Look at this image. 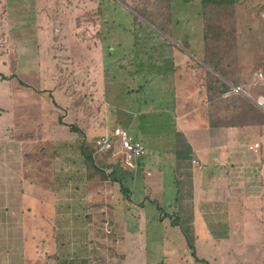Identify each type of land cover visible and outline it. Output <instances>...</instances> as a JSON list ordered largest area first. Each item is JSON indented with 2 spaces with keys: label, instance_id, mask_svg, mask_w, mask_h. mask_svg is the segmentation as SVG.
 Here are the masks:
<instances>
[{
  "label": "crops",
  "instance_id": "0c3cea01",
  "mask_svg": "<svg viewBox=\"0 0 264 264\" xmlns=\"http://www.w3.org/2000/svg\"><path fill=\"white\" fill-rule=\"evenodd\" d=\"M56 1L62 6L65 2V0ZM234 2L236 6H241L239 10L241 14L243 2L241 0ZM257 3L264 4V0H259ZM54 5L55 2L52 0H0V38L6 43L3 45L0 42V50L3 51L4 47L10 46V37H16L11 46V51L14 53L27 52L24 51L27 46L25 40L30 37L35 38L32 40L33 51L38 54L43 34L46 32L47 37H52L53 31L55 33L53 35L56 36L58 34H64L69 38L75 36L76 29L53 28L54 18L64 21L67 16L66 14L61 18L54 16L51 13ZM18 7L22 10L17 11ZM236 10L238 11V7ZM51 17L53 23L43 30L41 27L43 20H51ZM241 19L237 17L239 23L243 22ZM29 21L33 22L34 27L37 24V28L26 29V22ZM262 29L264 38V25ZM236 33L238 36L244 34L241 29H236ZM240 42L239 40L238 46L233 48L224 47L227 48V53L225 52L226 54L220 59V69L225 70L230 80L221 76V81L218 83L221 82L228 88L219 97L212 95L215 88L208 92L202 68L197 67L202 64L200 59L205 56L207 45L202 49L199 46L189 47L197 52L201 64L196 61L190 66L191 62L185 60L183 67L187 74L178 80L179 84H176L179 97L185 95L177 119L187 121L189 118L197 117V126L202 131H207L208 135L193 138L192 141L186 138L183 144L173 145L174 154L170 157L169 163H165L160 153H152L148 158L150 153L147 151L145 157L136 161L135 169L129 170L110 156L111 164H108L107 168L114 171L113 177L116 181L89 178V168L85 164L81 146H84V138H88L90 132L94 133L97 127H99L97 136L110 133L117 125L130 132L131 118H125L130 120L128 122L115 117L114 122L110 120V125L112 122L114 124L109 126L106 124L105 112L101 114L104 119L101 123L96 119L90 120L86 111L76 107L69 110L66 108L69 104L62 106L63 100L57 97L60 103L52 102L51 106L49 104L50 109L44 111L41 94L31 91L28 83L25 85L18 82V86L14 87L15 84L10 82L12 93L7 87L6 98L0 103V106H5L2 110L9 117L7 124L0 126V132L4 133L0 136V264H59L60 262L73 264L75 261L84 264V259H86L85 264H125L124 240L122 235L114 233L116 208L119 210L122 207L131 211L143 209L149 204L155 207L156 201L164 196L165 186L162 185V180L165 177L166 167L173 170L174 182H176V185L172 182L169 184L173 188L175 202L168 206L176 207L174 214L185 213V204H189L194 212L211 201L217 204V200L214 201L208 196L213 194L216 199L215 192L221 189L225 198L232 196L233 192L230 190L238 180L241 187L248 188L250 198H261L263 202V206L257 207L250 200L246 204V212L249 215L245 219L249 218L251 224L247 233L249 234L248 231L251 229H260L259 235L264 237V191L255 189L253 185L260 183L264 188V45L260 48L255 41L247 39L242 40L243 43ZM31 58L24 57L23 68L30 66L34 69L35 65L33 78H37L39 72L36 70L40 69V60L34 61ZM248 61L254 63L250 68L255 70L243 74L241 68ZM0 63V69L11 70L16 62L13 60L8 63L6 58H2ZM234 69L240 71L233 75ZM257 72L262 74V82L251 84L250 81ZM13 74L12 71L0 73V83L8 82ZM188 81L194 82L195 85L186 86ZM233 87H241L240 93L234 92ZM235 93L246 97L254 104L256 110L257 117H253L250 123L242 126H234L228 123L227 119L218 121L223 116H231L235 105L222 100ZM209 94L212 96L210 97ZM192 98L194 102L187 103ZM174 104L176 107V101ZM57 109H60V112L65 110V114L70 113L72 121L69 124L65 123L63 121L65 115L58 114ZM79 120L82 123L80 128ZM70 126L76 129H70ZM188 127L193 131L196 129L193 124H188ZM185 128L182 127L184 133ZM74 132L76 136H73ZM80 132L83 136H79ZM134 134H139V131ZM130 136L141 141L136 135V138L133 134ZM247 138L250 139L247 141ZM73 143L76 145L74 144L75 147L72 148ZM244 145L246 153L252 154L244 155V150L242 151ZM49 148H52L51 152H47ZM153 148L157 149V146ZM254 156L255 166L258 168L250 169L252 174L246 177L248 171L246 172L245 169L250 163L254 164ZM93 158L95 160L94 154ZM192 160H196L200 167L192 164ZM234 166H239L238 168L241 169L234 170ZM252 175H254L253 181H251ZM218 180L225 182V185L218 186ZM123 184L126 186L123 187ZM155 195L158 197L150 199ZM185 196L189 199L183 200ZM171 200L173 202L172 198ZM114 206L115 210L114 208L112 210ZM208 207L206 213L209 212ZM256 209L259 216L254 215ZM76 211L78 217L74 219ZM147 212L150 211L147 209ZM201 213L202 211L199 214ZM82 214L85 216L86 224L75 225L74 220L78 223L83 222L80 217ZM152 214L151 212L149 215H144L145 222ZM160 216V214L157 216L156 212V223L161 224L164 221ZM106 224H111L113 231L106 233ZM190 224L191 227L195 225L193 218L190 219ZM252 241L254 245L262 242L259 241V237ZM79 247H83V250L80 251Z\"/></svg>",
  "mask_w": 264,
  "mask_h": 264
},
{
  "label": "rangeland",
  "instance_id": "374dc122",
  "mask_svg": "<svg viewBox=\"0 0 264 264\" xmlns=\"http://www.w3.org/2000/svg\"><path fill=\"white\" fill-rule=\"evenodd\" d=\"M52 1L55 2L51 10L54 16L61 18L67 15L64 21L54 18L53 28L76 29L79 34L76 32V37L73 35L69 38L64 34L53 35L55 34L53 31L52 37H47L46 32L43 34L38 54L33 51L32 40L35 38L30 37L25 40L27 46L24 51L27 52L14 53L11 51V46L16 37H10V46L4 47L3 51L0 50V60L6 58L8 63L15 60V67L11 70L1 68L0 73L12 71L14 78L8 79V82L4 84L0 83V103L6 98L7 87L11 92V83L17 87V83L22 82L28 83L31 91L42 95L44 111L50 109L49 104L51 106L52 102L60 103L57 97L63 100L62 106L69 104L67 109L76 107L86 111L90 120L96 119L101 123L104 120L101 114L105 112L106 124L109 126L114 124L115 117L128 122L130 120L125 118H131L129 135L133 134L134 138L138 136L144 143L150 153L148 158L152 153H160L165 163H169L170 157L174 154L173 145L183 144L186 138L192 141L193 138L208 135L207 131H202L197 126V117L189 118L187 121L177 119L179 109L183 107L185 95L182 94L179 97L176 84H179L178 80L187 74L183 67L185 60L191 62L190 66H193L196 61L200 63L197 52L189 47L199 46L202 49L211 41H215L219 35H222V38L217 39L219 43L226 44V40L229 43L233 41L235 44L231 46L232 48L238 46L239 40L243 43L242 40L245 39L255 41L260 48L264 45L262 35L264 4H258L259 0H241L242 15L239 14L241 6H236L234 3L232 17L219 29H212L208 40L203 32L200 0H169L170 7L166 9V13L170 16V22L167 24L169 34H163L133 10V7L141 11L147 10L152 13L155 20H161L165 15L166 0H65L62 3L63 6L56 0ZM16 10L21 11L22 8L18 7ZM25 10L28 14V9ZM237 17H241L243 22L239 23ZM52 23L51 17V20H43L41 27L46 30ZM33 27L32 21L26 22V29ZM36 28L37 24L34 29ZM236 29L243 30V36H238ZM0 39V42L6 45L3 38ZM24 57L26 59L32 57L34 61L40 60V69L36 70L39 72L36 75L37 78H33L35 65L34 69L30 66L23 68ZM200 60L201 66H196L202 68L206 78L205 83H208L207 80L221 81V75L203 63V59ZM253 64L250 61L246 62L241 68L242 73L249 74L255 70L250 68ZM239 71L234 69L232 73L235 75ZM186 84L188 87L195 85L194 82L189 81ZM239 93L222 101L236 106L235 99L242 95ZM174 101L177 103L176 107ZM193 102L194 98L187 103ZM2 109H5V106H0L2 115L0 126L3 127L7 124L9 117ZM59 110L56 111L58 114L65 115L63 121L69 124L72 121L71 114H65V110L61 112ZM223 114H225L224 110ZM110 120L113 121L111 125ZM188 124H193L196 129L190 130L191 127H188ZM78 126L82 127L80 120ZM183 126L186 127V134L182 129ZM98 129L99 127L94 133L90 132L88 138H84V145L91 150L96 148ZM137 130L139 134H134ZM3 134L0 132V136ZM76 135L74 132L73 136ZM74 144L76 145L73 143L72 148L75 147ZM155 145L157 149L153 148ZM245 149L244 145L242 149L244 155L252 154L246 153ZM51 151L52 148L47 150V152ZM94 153L95 162L99 166L111 164L110 154H103L98 150ZM254 158L255 156L254 164L250 163L245 169L246 172L248 171L246 177L252 174L250 169L258 168L255 166ZM115 160L119 161L116 158ZM238 167L234 166V170L241 169ZM174 181L173 170L166 167L165 177L162 180V185L165 186L164 196L160 198L161 200L156 198L159 199V202L156 201V208L151 204L143 209L131 211L122 207L119 210L116 208L114 233L122 235L124 240L125 264H264V237L262 235L260 237V229H251L248 234L247 229L251 224L249 218L245 219L249 215L246 212V204L249 200L255 207L263 206L261 198H250L248 188L241 187L237 180L234 188L230 190L233 192L232 196L225 198L221 189L215 192L216 199L213 194L208 196L214 201L217 200V204L211 201L195 212L191 210L189 204H185V213L174 214L176 207L168 206L175 202L173 188L169 186L171 182L176 185ZM217 185L224 186L225 182L218 180ZM253 185L255 189L264 191L260 183ZM125 186L123 184V187ZM155 197L158 196L155 195L150 199ZM185 197L183 200L189 199L188 196ZM207 206H209L208 213H206ZM113 208L115 210V206L112 210ZM147 209L153 214L145 222L144 215H149ZM200 211L203 216L199 214ZM156 212L157 216L160 214L164 218L161 224L156 223ZM254 215L259 216L257 209ZM77 217L78 211L74 213V219ZM80 217L83 222L78 223L74 220L75 225L76 223L86 224L85 216L82 214ZM191 218L195 222L192 227ZM109 225L113 231V226ZM257 237L262 242H258V245L252 244L254 242L252 240H256ZM192 249L195 251V257L201 260H194ZM79 250L82 251L83 247H79ZM78 262L75 261L73 264ZM83 263H86V259Z\"/></svg>",
  "mask_w": 264,
  "mask_h": 264
},
{
  "label": "trees",
  "instance_id": "16d2710c",
  "mask_svg": "<svg viewBox=\"0 0 264 264\" xmlns=\"http://www.w3.org/2000/svg\"><path fill=\"white\" fill-rule=\"evenodd\" d=\"M166 4L164 5L165 8V15L162 16L161 20H155L151 12L141 11L140 9L133 7L134 12L139 13L142 17H144L147 21H149L151 24H153L157 30L161 31L163 34H169V27L167 26L168 22H170V16L168 13H166V9H169L170 2L169 0H166ZM234 0H200V6H201V17L203 21V32L206 36V39L210 38L211 30H217L219 29L223 24L228 22V19H230L233 15V7L235 6ZM163 7V8H164ZM162 11V10H161ZM163 13V12H162ZM229 17V18H228ZM222 38V35H219L218 38H216L215 41H211L210 44L207 46L205 56L203 57L202 62L209 65L213 70L219 73L223 78L230 80L226 74L225 70L220 69V62L221 58L227 53V48L233 46L235 43L232 41L229 43L228 40H226V44H220L217 39ZM211 47V48H210ZM227 47V48H224ZM226 52V53H225ZM2 78H6V76H2ZM207 90L208 92L213 91L212 95L214 96H220L225 89L228 88L227 85L223 83H218V81H213L216 84H213L212 81L207 80ZM236 85V82L234 83ZM216 86V87H215ZM210 97L212 96L209 94ZM245 98L243 95L237 97L236 103L237 105L232 108V114L229 117H223L219 118L218 121H223L225 119L228 120V123L234 125V126H242L243 124L250 123L252 121L253 117H257L255 114L256 110L254 109V104L248 99ZM70 129H76L73 126H70ZM80 134L83 136V134L80 132ZM99 137V136H98ZM97 137V139H98ZM96 139V140H97ZM96 143V141H95ZM81 152L85 158V164L89 168V178H103L104 179H113V181H116L113 177L114 171L107 168V165L99 166L95 163V160L93 158V154H95V151H99L103 154H106L104 151L101 150L100 146L96 144V148L94 150L89 149L85 145L81 146ZM109 155V154H107ZM126 192V190H124ZM193 250V256L195 261H199L201 259H198L195 257V251Z\"/></svg>",
  "mask_w": 264,
  "mask_h": 264
},
{
  "label": "built area",
  "instance_id": "2783aa9c",
  "mask_svg": "<svg viewBox=\"0 0 264 264\" xmlns=\"http://www.w3.org/2000/svg\"><path fill=\"white\" fill-rule=\"evenodd\" d=\"M262 79V74L257 72L253 76L251 84H261ZM233 91L239 92L241 89L239 87H233ZM96 144L100 146L102 151L110 154L114 159L119 160L124 168L129 170L135 169L136 161L145 157L147 154L145 145L141 141L133 139L126 129L118 125L110 133L100 135L96 140ZM192 164L200 167L196 160H192ZM105 231L106 233L112 231L108 224H106Z\"/></svg>",
  "mask_w": 264,
  "mask_h": 264
}]
</instances>
